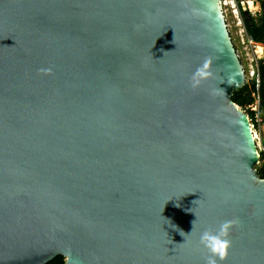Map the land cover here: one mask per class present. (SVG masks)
Wrapping results in <instances>:
<instances>
[{
  "label": "water",
  "instance_id": "water-1",
  "mask_svg": "<svg viewBox=\"0 0 264 264\" xmlns=\"http://www.w3.org/2000/svg\"><path fill=\"white\" fill-rule=\"evenodd\" d=\"M245 85L221 0H0V264H264Z\"/></svg>",
  "mask_w": 264,
  "mask_h": 264
},
{
  "label": "rangeland",
  "instance_id": "rangeland-1",
  "mask_svg": "<svg viewBox=\"0 0 264 264\" xmlns=\"http://www.w3.org/2000/svg\"><path fill=\"white\" fill-rule=\"evenodd\" d=\"M225 1L226 4H228L226 7H224L225 17L228 23L231 38L245 70L246 83H252L254 81L257 82L259 79V67L262 64L261 62H264V52L263 56L259 57L257 54L258 44L256 45V42L252 43L251 38L248 36L245 27V21L243 16L240 14V11L245 12L246 17L252 15L257 21H259L262 15V9H260L259 3L256 5L251 4V6L247 5L245 8L244 5L240 4L239 0L238 5L240 10L238 14L236 9H234L233 5L231 4L232 1ZM253 71L256 73V76H252ZM254 131L260 139L258 140V144L260 143L262 146L264 143V117L262 115H259L257 124H254ZM262 164L263 161L260 160V163L257 167L261 166Z\"/></svg>",
  "mask_w": 264,
  "mask_h": 264
},
{
  "label": "trees",
  "instance_id": "trees-1",
  "mask_svg": "<svg viewBox=\"0 0 264 264\" xmlns=\"http://www.w3.org/2000/svg\"><path fill=\"white\" fill-rule=\"evenodd\" d=\"M248 1H251L253 5L257 4L253 0ZM255 1L259 2L261 6V19L257 21L256 18H254L252 15L246 17V13L243 11H241V15L243 16L245 21L247 34L254 42H256V45L258 44L257 54L259 55V57H262L264 52V0ZM261 63L262 64L259 67V84L256 81L252 83H246V85L235 92L233 96L234 103L240 109L245 111L252 124H257L256 113L250 109V106L253 105L255 101L253 94L257 91V88L259 89L258 93L261 99L259 105V115H262L264 117V62ZM261 161H263V164L257 167V171L259 176L264 179V153L261 155ZM48 264H66V262L62 256H59L50 261Z\"/></svg>",
  "mask_w": 264,
  "mask_h": 264
},
{
  "label": "clouds",
  "instance_id": "clouds-1",
  "mask_svg": "<svg viewBox=\"0 0 264 264\" xmlns=\"http://www.w3.org/2000/svg\"><path fill=\"white\" fill-rule=\"evenodd\" d=\"M208 64L205 63L203 68L197 70L193 76L194 83L199 82V78L206 76ZM42 72L50 73L51 69H42ZM235 224V221L226 220L222 222L216 231L205 230L199 238L200 245L206 249L208 255L205 259V264H218L223 261L228 255L231 241L228 239L229 230Z\"/></svg>",
  "mask_w": 264,
  "mask_h": 264
},
{
  "label": "built area",
  "instance_id": "built-area-1",
  "mask_svg": "<svg viewBox=\"0 0 264 264\" xmlns=\"http://www.w3.org/2000/svg\"><path fill=\"white\" fill-rule=\"evenodd\" d=\"M231 1H232L231 4L233 5L234 9H236L237 13L239 14V10H240L239 5H238L239 0H231ZM246 1L247 0H240V4L244 5V2H246ZM227 5L228 4H226L225 0H221V6H222L224 14H225L224 7H226ZM240 14H241V11H240ZM251 41H252V43H254V41L252 39H251ZM252 76H256V73L254 71L252 72ZM259 82L260 81L258 79L257 83L259 84ZM258 90L259 89L257 88V91L253 94L255 101H254L253 105L250 106V109L256 113V122H258V119H259V105H260V101H261ZM243 112H245V111L243 110ZM251 127L253 130L254 139H255L257 146H258V150H259V154H260V160H261V155L264 153V146L263 145L261 146L260 143L258 144V140H260V139L258 138L256 132L254 131V124L251 123Z\"/></svg>",
  "mask_w": 264,
  "mask_h": 264
},
{
  "label": "bare ground",
  "instance_id": "bare-ground-1",
  "mask_svg": "<svg viewBox=\"0 0 264 264\" xmlns=\"http://www.w3.org/2000/svg\"><path fill=\"white\" fill-rule=\"evenodd\" d=\"M251 4H252L251 1H248V0H247L246 2H244V7L246 8L247 5H248V6H251Z\"/></svg>",
  "mask_w": 264,
  "mask_h": 264
},
{
  "label": "crops",
  "instance_id": "crops-1",
  "mask_svg": "<svg viewBox=\"0 0 264 264\" xmlns=\"http://www.w3.org/2000/svg\"><path fill=\"white\" fill-rule=\"evenodd\" d=\"M254 2L259 3V2L255 1V0H254ZM260 9H261V6H260Z\"/></svg>",
  "mask_w": 264,
  "mask_h": 264
}]
</instances>
